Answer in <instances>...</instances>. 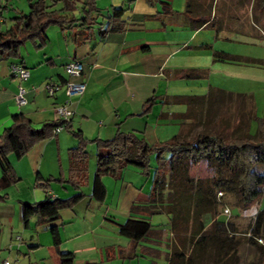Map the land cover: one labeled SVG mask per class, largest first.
I'll list each match as a JSON object with an SVG mask.
<instances>
[{
  "label": "crops",
  "instance_id": "0c3cea01",
  "mask_svg": "<svg viewBox=\"0 0 264 264\" xmlns=\"http://www.w3.org/2000/svg\"><path fill=\"white\" fill-rule=\"evenodd\" d=\"M108 1L111 8L123 5L122 0ZM218 3L219 0H212L210 8V19L213 18L216 26L215 38L233 41L236 35L242 38L256 36L264 41V13L259 8L248 3L246 10L249 12L242 23L236 17L238 12L233 10L235 8L230 0H221L220 5ZM2 5L7 4H2L0 0V23L4 22ZM181 15L184 17L183 12ZM162 17L167 18L170 24V19L176 14H164ZM186 22L184 19L182 26H179L186 27ZM168 23L143 27L141 22L127 21L121 32L107 33L102 40L94 34L82 43L74 41L73 30L54 26L56 28L49 33L53 39L49 36L40 49L31 45L33 55L30 59L19 58L16 61L21 62L30 73L21 82L10 75V62L0 59V132L9 124L11 115L18 112L30 119L34 126L54 121L52 107L62 102L64 92L60 89L54 97H49L43 85L47 80L63 81L66 78L63 66L70 60L82 63L81 76L73 80L83 81L85 90L70 104L74 113L68 122L70 130H79L86 140L110 139L117 129L133 131L144 137L148 144L167 142L178 134L189 138L202 114L198 111L193 117H187V104L173 101L177 96L197 98L219 90L246 94L252 97L256 115V94H264V55L223 44L211 47L207 41H197L193 46L194 54L203 59L202 63H176L175 59L189 48V39L193 34L196 32V36L199 29L210 26L189 27L192 33H186L187 39L179 41L177 37L171 38ZM215 51L253 63L217 61L212 57ZM188 70L198 74L197 79L209 76L207 85H204L205 93L171 96L168 89L162 87V81L157 80L164 78L169 82L174 78H188L185 76ZM140 78L150 81L148 88L141 92L136 85ZM252 78L257 80L255 85H260L255 86L257 91L252 89ZM18 86L25 90L27 102L23 106L15 103ZM150 98L152 100L144 111L145 102ZM260 118L264 122V111ZM63 130L66 129L34 144L21 158H7L18 181L0 191L3 195L0 199V260L7 258L13 264H60L58 251H71L73 264H133L131 258L139 251L149 256L159 254L160 251L152 245L159 243L163 235L160 227L169 224V215L159 206L149 208L151 171L144 176L135 167L128 166L120 177L103 176L101 181L106 193L103 201L98 202L90 195L95 148L93 153L86 151L85 182L77 189L72 187L66 181L69 178L68 150L75 147L77 142L69 130L70 135L63 133ZM38 176L60 179V182L50 183L46 195L66 198L81 191L82 197L71 208L62 209L53 223H36L32 217L25 225L21 203H34L45 196L42 189L35 187ZM163 213L164 217L161 216ZM129 218L148 221L151 232L138 241L120 235L117 224ZM51 224L58 229L57 245H54L50 234ZM168 251L165 252V260ZM151 264H155V261L151 260Z\"/></svg>",
  "mask_w": 264,
  "mask_h": 264
},
{
  "label": "trees",
  "instance_id": "16d2710c",
  "mask_svg": "<svg viewBox=\"0 0 264 264\" xmlns=\"http://www.w3.org/2000/svg\"><path fill=\"white\" fill-rule=\"evenodd\" d=\"M96 0H27L29 11L10 18V25L0 29V59L17 63L20 45L29 41L36 48H42L47 40L46 29L57 26L60 29L73 30L76 43H82L97 35L99 40L105 38L107 33L121 32L126 27L123 19L125 7H112L105 17V22H97L93 14H99L95 4ZM80 4V17L73 12ZM163 14H173L168 1H160ZM250 6L259 8L264 13V0H248ZM59 6H56L58 5ZM212 0L203 7L198 0H185L183 15L190 27L197 29L203 25L214 27L213 18L210 19ZM128 8V7H127ZM89 33V34H88ZM214 60L253 63L238 56H230L223 52H213ZM22 64L21 62H18ZM23 65V64H22ZM195 78L198 74L188 70L185 75ZM65 79V78H64ZM62 79V80H64ZM218 91V90H217ZM203 98L208 99V106L212 103L220 104V100H228L230 104L237 102L241 111L236 112L232 118L219 123L204 120L208 110L203 105ZM152 98L145 102L144 111L148 108ZM199 100V102H198ZM203 100V102L201 101ZM175 102H184L188 106L187 117H193L200 112L201 130L189 138L179 134L172 136L167 142L148 144L144 137L130 131L123 132L117 129L110 139H93L95 148V169L91 186V197L101 202L105 197V187L101 178L105 175L114 178L120 177L123 170L132 166L138 169L139 174L147 176L152 173L149 191V208L165 204L170 215L169 224L171 232L177 223L185 220L186 216L195 217L199 221V230L203 227L201 221L205 214L216 213L217 202L214 192L219 191L225 195L233 196V207L237 210L247 209L254 201L264 195V170L260 171L258 165L264 166V122L257 117L253 110V100L250 95L231 92H210L206 96H177ZM202 102V103H201ZM198 105V107H196ZM222 119V118H221ZM256 123L255 130L251 132V123ZM57 126L69 130L77 139V145L68 150L69 178L66 180L72 187L78 188L86 180L87 152L84 138L79 130H70L68 120L60 119L43 122L35 127L31 120L23 113H14L9 124L0 132V191L15 184L18 177L8 163L7 155L12 154L19 159L36 143L49 139L55 135ZM156 154V165H150L151 154ZM199 162H205L214 169L212 184L203 187L201 181L188 177V167ZM166 164L168 178H164V165ZM52 182H60L59 178H41L35 180V187L45 193L42 200L34 203H21V215L25 225L34 217L36 223H53L59 218L62 209L71 208L81 197L82 192L76 191L66 198L46 195ZM3 195L0 194V199ZM164 202V203H163ZM184 214H181V213ZM213 225L222 232L235 228L223 219L215 216ZM219 227V228H218ZM251 236L249 240H264V208L257 210L249 224ZM54 245L59 243L57 226L49 227ZM118 233L132 241H138L151 232V224L141 219H126L117 224ZM199 233V232H198ZM194 231L192 236H196ZM60 264H73L71 251H58ZM182 257V252L169 250L166 255V264H182L176 261ZM174 262V263H173Z\"/></svg>",
  "mask_w": 264,
  "mask_h": 264
},
{
  "label": "rangeland",
  "instance_id": "374dc122",
  "mask_svg": "<svg viewBox=\"0 0 264 264\" xmlns=\"http://www.w3.org/2000/svg\"><path fill=\"white\" fill-rule=\"evenodd\" d=\"M123 5L125 7V11L123 12V19L129 22L143 24V27H149L152 24L161 25L160 22L168 23L167 18L164 19L161 13L162 5L160 1H168L170 3V8L173 10V14H176V17L170 19V24L167 29L170 31L171 38H176L179 41H183L186 38V33H192L190 24L186 22L187 26L181 28L179 25L182 24L185 19L182 17V12L184 9L185 0H122ZM201 2L204 7L207 2L210 0H198ZM2 4H7L6 6H1L2 17L4 18V22L0 23V29H6L10 25V18L19 14H27L29 11L27 0H1ZM47 3H51V0H46ZM221 0H219L218 5H220ZM233 10H237L236 17L240 20V22H244V17L247 16L246 13L249 11L246 10L248 5V0H230ZM97 6L99 9V14H93L96 17L97 22L104 23L105 17L111 11V7L108 0H98ZM129 6V7H128ZM81 5L78 3L76 6L73 15L75 17H80ZM128 7V8H127ZM184 18V19H183ZM164 19V20H163ZM218 23V22H217ZM219 25V24H218ZM182 26V25H181ZM54 25L49 26L46 29L47 38L53 39L51 36L50 30H52ZM215 28L206 27L198 30V34L191 37L189 39V48L185 49L181 56L175 59L176 63H182L185 65H196L202 63V58L197 57L194 54L193 46L197 41H207V45L212 47V45H225L230 46L232 48H241L247 49L252 52H256L259 55H264V41L256 36H250L244 38L239 35L234 36L233 41H225L221 38H215ZM195 36V37H194ZM188 37V36H187ZM52 41V40H51ZM262 41V42H261ZM55 45H53L54 47ZM55 49V47H54ZM206 50V49H203ZM201 52H205V51ZM210 52V51H209ZM211 54V52H210ZM33 55V48L31 47V43L26 42L19 47V58L30 59ZM181 57V58H180ZM18 58V59H19ZM190 68V67H188ZM214 77V76H213ZM212 77V79H214ZM157 80H161V85L165 89H168L169 95L174 94H201L205 93L204 85H207L209 81V76H206L201 79L197 78H183V79H171L169 82L165 81L164 78H160ZM255 78H252V89L256 90ZM150 81L148 78H140L138 79L139 92L148 88ZM264 94L261 92L260 94L257 92L255 97V104L257 105L256 116L262 117L264 111ZM205 105L208 106V99L203 98ZM203 100H201L203 102ZM172 103V100H170ZM199 102V100H198ZM201 102V103H202ZM220 104L210 103L207 114H204V120L209 119L210 122H215L216 124L213 127H218L221 123L226 122L225 120L232 118L236 114V112L241 111L237 102L230 104L228 100H220ZM173 107V105H171ZM175 106V105H174ZM196 113V112H195ZM194 115V114H193ZM222 118V119H221ZM40 124L35 127H39ZM256 123L255 121L251 123L250 130L253 132L255 130ZM201 126H195L192 130V134L189 137L193 136L195 133L200 131ZM63 133H68L67 130H63ZM69 134V133H68ZM70 135V134H69ZM76 139V138H75ZM77 142V139H76ZM94 143L88 139L85 142V150L87 152L93 153ZM12 157V154H8L7 158ZM150 165L154 167L156 165V154L153 153L150 156ZM164 178L167 180L168 173L166 164L164 165ZM258 169L260 171L264 170L263 165H258ZM188 177L193 180L201 181V185L205 187L208 183L212 184L214 179V169L212 166L207 165L205 162H199L197 164L190 165L188 167ZM208 182L207 184H205ZM214 199L217 202L215 206L216 213L205 214L202 216L201 221L203 222V229L199 230V221L195 217H191L190 215L185 220L177 223L176 228L172 231L170 224H162L160 229L162 230V237L159 243L154 247H156L160 252L157 255H146L142 254V252H138L136 256L132 257L131 260L133 264H151V260L155 261V264H166L165 260V252L166 250H178L182 252V257L177 258L176 261L182 264H264V240L254 239L251 242L249 240L251 236V232L249 231V224L251 223L253 217L255 216L257 210L264 208V195L254 201L247 209L245 210H237L233 207L234 197L225 195L219 191L214 192ZM164 203V202H163ZM161 210L166 212L169 208L165 206H160ZM185 213V212H184ZM183 212L181 214H184ZM161 216H165L163 213ZM215 216L219 219H225L232 224V227L235 228L234 233L229 230H225L222 232L213 225L212 221ZM169 218L170 215L168 216ZM155 228H158L155 226ZM197 231L196 236H192L193 232ZM199 232V233H198ZM168 243V246L166 245ZM174 263V262H173Z\"/></svg>",
  "mask_w": 264,
  "mask_h": 264
},
{
  "label": "built area",
  "instance_id": "2783aa9c",
  "mask_svg": "<svg viewBox=\"0 0 264 264\" xmlns=\"http://www.w3.org/2000/svg\"><path fill=\"white\" fill-rule=\"evenodd\" d=\"M82 63L77 60H70L63 66V72L66 78L63 81H51L47 80L43 85V88L46 94L49 97H54L55 94L63 89L64 99L62 102L53 105L52 110L55 119L54 120H68L72 117L74 111L70 109V104L78 99L85 90V83L80 80H73L74 78H79L82 74ZM9 73L12 75L18 82L26 80L30 73L29 69L24 65L19 63H11L9 65ZM25 90L21 87H17V92L14 96L15 103L18 106H23L26 104V98L24 97ZM63 129V126H57L54 128L53 132L56 134ZM19 240V237H16ZM0 264H13L7 258L0 260Z\"/></svg>",
  "mask_w": 264,
  "mask_h": 264
}]
</instances>
